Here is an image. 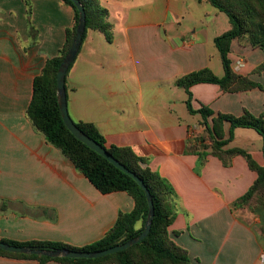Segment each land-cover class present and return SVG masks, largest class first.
<instances>
[{"label":"crops","instance_id":"0c3cea01","mask_svg":"<svg viewBox=\"0 0 264 264\" xmlns=\"http://www.w3.org/2000/svg\"><path fill=\"white\" fill-rule=\"evenodd\" d=\"M106 3L98 0L101 9L107 10ZM222 14L206 0H154L127 12L119 26L107 19L112 41L100 32L106 43H96L99 31H88L67 78L68 105L78 122L94 123L109 145L148 159L173 186L177 215L170 234L195 264H264V208H234L258 175L242 156L225 167L209 151L204 163L188 152L198 138L210 144L208 127L189 112L187 92L176 84L207 68L224 76L215 39L231 23ZM74 24L75 11L63 0H0V239L84 248L100 241L120 213L135 208L126 192L97 190L27 117L36 76L59 54ZM110 50L119 53L122 65H108ZM230 59L237 74L264 88V73H255L264 51L234 40ZM190 91L194 111L264 115V91L258 88L225 93L204 83ZM230 129L226 122L225 139ZM262 147L255 130L237 128L227 149H243L264 165ZM0 264L41 263L0 257Z\"/></svg>","mask_w":264,"mask_h":264},{"label":"trees","instance_id":"16d2710c","mask_svg":"<svg viewBox=\"0 0 264 264\" xmlns=\"http://www.w3.org/2000/svg\"><path fill=\"white\" fill-rule=\"evenodd\" d=\"M63 1L74 9L75 24L72 28L67 29L66 43L59 54L53 58H48L40 74L36 76L34 94L27 110V117L35 129L45 137L47 143L61 150L97 190L104 195L126 192L133 198L135 208L130 213H120L114 227L100 241L84 248H76L59 242L33 241L19 243L5 239H0V241L14 246L99 252L123 245L141 235L145 228L149 207L146 195L136 181L79 141L63 121L57 97V74L73 44L79 23V12L74 3L70 0ZM206 1L228 17L231 28L215 39V45L221 55L225 72L223 77L216 76L211 69L207 68L190 73L176 82L178 87L187 92L189 112L199 114L208 127L210 144L206 145L204 138H198L191 143L188 152L198 154L201 163H204L209 151L211 155L219 158L225 167H230L233 158L237 156L245 158L249 168L256 172L258 177L247 193L236 201L234 208H248L251 210H254L257 206L264 208V165H259L252 155L243 149H227V146L235 138V130L237 128H247L255 130L262 137V152L264 155V115L255 116L249 111H245L240 117L222 113L215 115L208 108L194 111L190 91L192 86L204 83L218 85L225 93H239L256 88L264 91L263 86L259 83L252 81L249 77L237 74L230 59L234 40H246L253 48L264 51V0ZM81 2L85 6L87 15L83 43L89 30L103 33L107 41L111 42L112 26L107 22L108 11L99 7L98 0H81ZM75 61L68 71L67 78ZM255 73H264V63L255 70ZM209 118H212V126L209 124ZM226 122L231 125L228 139H225L224 132ZM76 125L144 181L155 205V217L150 234L141 243L129 249L99 259H53L12 254L1 249L0 257L36 260L41 264L50 261L60 264H195L188 251L179 246L170 234V227L177 215L175 205L177 195L173 186L151 169L148 159L139 157L131 148L109 145L106 137L94 123L81 121L77 122ZM261 233L264 237V227L261 228ZM175 235L178 236L179 233Z\"/></svg>","mask_w":264,"mask_h":264},{"label":"water","instance_id":"95a60500","mask_svg":"<svg viewBox=\"0 0 264 264\" xmlns=\"http://www.w3.org/2000/svg\"><path fill=\"white\" fill-rule=\"evenodd\" d=\"M76 6L79 12V23L76 31L75 39L73 44L63 60L57 74V97L58 104L60 107L61 115L66 127L69 131L82 143L88 146L91 150L95 151L102 157H104L107 161H109L116 168L121 170L123 173L130 176L136 183L143 189L149 207V213L147 217V221L145 224L144 231L138 237L128 241L123 245H119L104 251L99 252H82V251H73L68 249H41V248H33L28 246H14L0 241V249L18 255L25 256H37V257H48V258H68V259H99L108 255H112L126 249L131 248L132 246L141 243L151 232L153 220L155 217V205L153 201V197L145 185L144 181L136 175L134 172L130 171L125 165L120 163L113 155H111L107 149L102 147L95 140L86 135L81 129L78 128L76 123L70 116L69 113V105H68V94L66 89V78L68 71L71 65L74 63L78 53L81 49L83 43V37L86 32V10L84 4L81 0H70Z\"/></svg>","mask_w":264,"mask_h":264},{"label":"clouds","instance_id":"9594fccd","mask_svg":"<svg viewBox=\"0 0 264 264\" xmlns=\"http://www.w3.org/2000/svg\"><path fill=\"white\" fill-rule=\"evenodd\" d=\"M154 4V0H107L106 4L102 6L108 10V22L116 21L115 26H119L127 12L133 9L148 8Z\"/></svg>","mask_w":264,"mask_h":264},{"label":"rangeland","instance_id":"374dc122","mask_svg":"<svg viewBox=\"0 0 264 264\" xmlns=\"http://www.w3.org/2000/svg\"><path fill=\"white\" fill-rule=\"evenodd\" d=\"M222 15H223V17H225V19H227V21H229V19H228V17L226 15H224V14H222ZM94 33L99 39L96 43H101V44H105L106 43L105 42V38L100 34V32H94ZM107 55H108V61H109L108 65L109 66H112L114 64V62H116L117 60H118L117 61L118 64H120V65L123 64L122 57L119 55V53L116 50H110ZM110 69L111 68H107V70H110ZM69 96L70 97L72 96L70 91H69ZM69 113H70V116L73 119V121L77 123L79 119L77 118V116L75 114V110L73 108H69Z\"/></svg>","mask_w":264,"mask_h":264},{"label":"built area","instance_id":"2783aa9c","mask_svg":"<svg viewBox=\"0 0 264 264\" xmlns=\"http://www.w3.org/2000/svg\"><path fill=\"white\" fill-rule=\"evenodd\" d=\"M240 66H241V63L238 64V67H240ZM263 261H264V256H263Z\"/></svg>","mask_w":264,"mask_h":264}]
</instances>
